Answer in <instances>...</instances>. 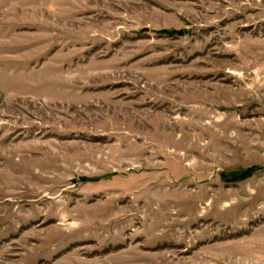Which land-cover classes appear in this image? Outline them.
I'll return each instance as SVG.
<instances>
[{
    "label": "rangeland",
    "instance_id": "374dc122",
    "mask_svg": "<svg viewBox=\"0 0 264 264\" xmlns=\"http://www.w3.org/2000/svg\"><path fill=\"white\" fill-rule=\"evenodd\" d=\"M0 264H264V0H0Z\"/></svg>",
    "mask_w": 264,
    "mask_h": 264
}]
</instances>
